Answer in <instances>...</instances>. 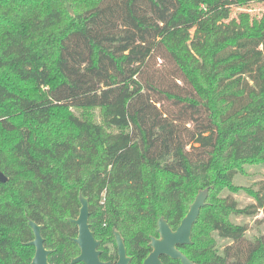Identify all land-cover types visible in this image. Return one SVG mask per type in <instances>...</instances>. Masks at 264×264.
<instances>
[{
  "label": "trees",
  "instance_id": "trees-1",
  "mask_svg": "<svg viewBox=\"0 0 264 264\" xmlns=\"http://www.w3.org/2000/svg\"><path fill=\"white\" fill-rule=\"evenodd\" d=\"M250 3L264 0H0V232L26 242L32 221L75 234L80 193L96 236L118 231L140 264L159 218L175 230L209 188L178 249L195 264H264V236L230 220L264 196L222 197L242 189L245 164L264 179V15L230 18Z\"/></svg>",
  "mask_w": 264,
  "mask_h": 264
},
{
  "label": "water",
  "instance_id": "water-1",
  "mask_svg": "<svg viewBox=\"0 0 264 264\" xmlns=\"http://www.w3.org/2000/svg\"><path fill=\"white\" fill-rule=\"evenodd\" d=\"M66 9L69 14H73L71 7L66 3ZM0 183H6V178L0 171ZM209 188H205L197 193L192 204L181 220L179 226L172 230L167 221L161 217L157 221L156 233L159 238H151L149 248L151 252L144 259L142 264H163L160 257H166L172 261H179L180 264H195L179 249V246L191 245V235L194 224L196 223L200 210L206 205ZM80 209L77 219L69 220L78 229V237L74 242L80 249V255L73 262H83L84 264H110L102 263L99 260V252L96 250L99 242L93 237L89 229V209L88 201L81 194L79 195ZM28 225L33 231L34 240L31 245L35 247V256L33 264H47V255L49 252L43 248V240L40 236L41 227L32 221H28ZM117 246L118 261L116 264H129L130 259L126 256V249L123 240L118 232L114 233Z\"/></svg>",
  "mask_w": 264,
  "mask_h": 264
},
{
  "label": "flooded vegetation",
  "instance_id": "flooded-vegetation-1",
  "mask_svg": "<svg viewBox=\"0 0 264 264\" xmlns=\"http://www.w3.org/2000/svg\"><path fill=\"white\" fill-rule=\"evenodd\" d=\"M79 195H78V202H79ZM79 209H80V203L78 208V214H79ZM88 209H89V219H88L89 229L92 232L94 239L99 242V245L96 249L99 252V260L102 263L116 264L118 261V255H117V246L115 242L114 233L118 231L112 230V240H110L109 243L103 240L102 237L96 236L95 232L91 228V223H90L91 214H90L89 202H88ZM78 214L75 218L67 219V222H69L76 228L75 234L69 232L68 230L43 231L42 226L39 225L41 227L40 236L41 239L43 240L42 243L43 248L45 249V251L49 252L46 258L47 264H59L58 262H55L56 260L55 258L62 259L63 261L61 264H84L83 262H73V260L79 257L80 249L78 245L74 242V240L77 239L78 237L77 226L74 225L69 220L77 219ZM27 226L30 229L32 238L26 242L16 241L14 237L16 233L14 232H0V264H33V258L35 256L36 250L35 247L31 245V242L34 240V234L32 229L28 225V222H27ZM107 228L108 226L106 224H103L100 230H104ZM121 238L123 240L126 249V256L130 259L129 264H138L135 259V256L133 254L128 253L126 244L124 242V238L122 236ZM155 238H159L158 234L157 237ZM149 243H148V247H149ZM144 259L141 261L140 264L143 263ZM160 260L162 262V257H160Z\"/></svg>",
  "mask_w": 264,
  "mask_h": 264
},
{
  "label": "rangeland",
  "instance_id": "rangeland-1",
  "mask_svg": "<svg viewBox=\"0 0 264 264\" xmlns=\"http://www.w3.org/2000/svg\"><path fill=\"white\" fill-rule=\"evenodd\" d=\"M240 13H247L250 19H259L264 15V3H250L244 7H232L230 18L238 19ZM261 50L264 52V43L261 46ZM159 62L160 61H157V64H159ZM79 112L80 111H76V113ZM82 114L93 122H101V112L99 109L85 110ZM238 172L239 173L233 180V185L242 189L236 192L224 191L222 197H228L234 200L239 208L256 205L255 199H253L244 188H252L254 191H259L260 196H264V179L261 166L257 164H245L238 169ZM230 220L236 225H243L247 228V241H251L255 237L264 236V210H259L256 216L253 217L231 216ZM219 244H221L222 247L228 244V242L219 240Z\"/></svg>",
  "mask_w": 264,
  "mask_h": 264
}]
</instances>
